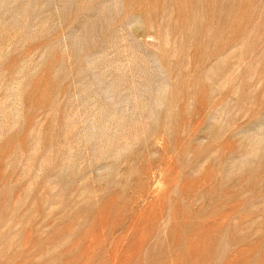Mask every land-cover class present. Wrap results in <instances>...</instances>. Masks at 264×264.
I'll use <instances>...</instances> for the list:
<instances>
[{"label": "rangeland", "instance_id": "rangeland-1", "mask_svg": "<svg viewBox=\"0 0 264 264\" xmlns=\"http://www.w3.org/2000/svg\"><path fill=\"white\" fill-rule=\"evenodd\" d=\"M0 264H264V0H0Z\"/></svg>", "mask_w": 264, "mask_h": 264}]
</instances>
